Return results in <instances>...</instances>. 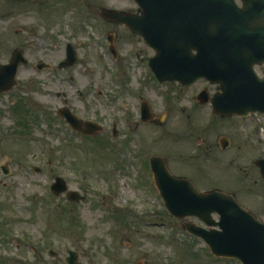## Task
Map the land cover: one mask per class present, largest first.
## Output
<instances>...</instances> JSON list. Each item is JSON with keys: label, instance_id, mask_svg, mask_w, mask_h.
I'll list each match as a JSON object with an SVG mask.
<instances>
[{"label": "rangeland", "instance_id": "1", "mask_svg": "<svg viewBox=\"0 0 264 264\" xmlns=\"http://www.w3.org/2000/svg\"><path fill=\"white\" fill-rule=\"evenodd\" d=\"M104 8L136 5L0 0V64L20 49L27 59L14 88L0 94V264H68L69 249L79 253V264H242L214 256L190 235L185 223L201 221L170 215L142 166L162 156L198 189L235 194L264 220V180L254 163L264 158V116L215 120L208 129L207 110L195 112L196 103L171 100L170 88L153 83V50L103 20ZM111 31L118 34L116 56ZM69 43L78 60L59 67ZM41 62L50 67L40 70ZM141 100L151 105L153 124L140 120ZM64 107L103 130L76 134L58 113ZM227 136L232 148L223 150ZM57 177L87 200L55 196Z\"/></svg>", "mask_w": 264, "mask_h": 264}, {"label": "water", "instance_id": "2", "mask_svg": "<svg viewBox=\"0 0 264 264\" xmlns=\"http://www.w3.org/2000/svg\"><path fill=\"white\" fill-rule=\"evenodd\" d=\"M143 8L137 15L118 10H105L104 18L126 24L132 31L142 35L148 44L158 50L150 65L161 81L179 79L190 83L199 77H207L225 88V93L214 99L215 109L222 115L264 112V78L254 72L250 38L237 26L205 25L203 29V0H136ZM209 0L211 21L217 14L221 20V9L215 8ZM219 7V6H218ZM174 38H179L176 43ZM187 38H189L187 40ZM209 38V40H205ZM244 41H243V40ZM246 55L243 49V43ZM197 53H192V50ZM77 53L71 44L67 47V58L62 67L72 66ZM264 61V60H262ZM25 62L21 51L14 53L8 65H0V93L11 90L16 84L19 65ZM47 67L40 64L39 69ZM144 119L151 118V111L144 105ZM76 129H82L83 122L71 110L60 112ZM87 133L101 127L87 122ZM157 184L169 212L177 218L197 216L206 223L205 228L187 223L186 229L202 238L218 256L236 257L244 264H264V221L245 210L233 196L220 191L200 192L185 178L173 176L161 157L151 159ZM264 176V158L256 161ZM56 195L68 190L67 182L58 177L52 185ZM72 201L86 200L78 191L68 195ZM213 213L220 220L213 219ZM219 227L220 229L213 228ZM67 262L78 264L77 253L69 250Z\"/></svg>", "mask_w": 264, "mask_h": 264}, {"label": "flooded vegetation", "instance_id": "3", "mask_svg": "<svg viewBox=\"0 0 264 264\" xmlns=\"http://www.w3.org/2000/svg\"><path fill=\"white\" fill-rule=\"evenodd\" d=\"M203 21L204 23L208 22V15L206 11V7L208 8L209 0H203ZM220 7L223 9V13L221 15V21L224 25H236L239 27L244 34L250 33L251 36L245 37V40H248L250 38L251 42L254 46V48L251 46V49L253 51V57L256 60H264V0H218L216 1ZM133 12H139V8L136 7L133 10H130ZM118 28H124L125 31L129 34V36H135L139 38L142 42L145 43L143 38H141L139 35L131 32L128 30L126 26L116 25ZM112 33H114L112 31ZM118 36V34L115 32V34ZM205 40H209V38H206ZM243 40V39H242ZM244 41V40H243ZM248 44L247 42L243 46L245 53L242 55H246V50L248 49L246 46ZM149 47V46H148ZM150 48V47H149ZM151 49V48H150ZM155 54V52H154ZM151 55V54H150ZM151 56L148 57L147 62H149ZM255 71L259 75H264V62L263 63H256L254 65ZM152 81L153 83H157L158 86L164 87L166 89L170 88L171 91L175 94V97L171 94V100L177 99V100H187L189 102H194L197 104L196 109L193 111H198L200 109L207 110L206 114L209 116L211 113L213 120H217L219 123L229 122L230 124L233 123V119H244L243 117L239 115L231 116V117H222L220 115H217L214 112L212 99L219 93L223 92V89L220 85L213 84L211 81H209L206 78H199L195 82L189 85H185L180 81H167L164 83L159 82L153 75ZM168 89V90H170ZM142 101L140 105V116L142 115ZM209 110V112H208ZM141 118V117H140ZM142 121V118L140 119ZM155 120V114L153 117V120ZM143 122V121H142ZM161 123V120H158L155 124ZM151 124H153L151 122ZM209 125L208 129H213L214 126L210 127L212 124H214V121L209 120L207 122ZM236 132H238L235 129ZM200 139V138H199ZM220 148L223 150L231 149L232 148V140L227 136L220 139ZM224 147V148H223ZM207 152V150H206ZM208 154V153H207ZM168 162V161H167ZM231 164V163H229Z\"/></svg>", "mask_w": 264, "mask_h": 264}, {"label": "trees", "instance_id": "4", "mask_svg": "<svg viewBox=\"0 0 264 264\" xmlns=\"http://www.w3.org/2000/svg\"><path fill=\"white\" fill-rule=\"evenodd\" d=\"M21 108H22V107L17 106V107H16V110H18V111H22Z\"/></svg>", "mask_w": 264, "mask_h": 264}]
</instances>
